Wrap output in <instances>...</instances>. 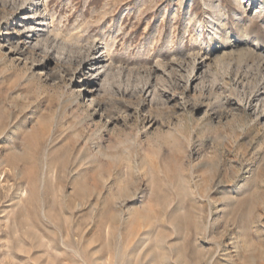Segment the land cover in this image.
<instances>
[{"label":"rangeland","instance_id":"374dc122","mask_svg":"<svg viewBox=\"0 0 264 264\" xmlns=\"http://www.w3.org/2000/svg\"><path fill=\"white\" fill-rule=\"evenodd\" d=\"M0 264H264V0H0Z\"/></svg>","mask_w":264,"mask_h":264},{"label":"bare ground","instance_id":"6f19581e","mask_svg":"<svg viewBox=\"0 0 264 264\" xmlns=\"http://www.w3.org/2000/svg\"><path fill=\"white\" fill-rule=\"evenodd\" d=\"M45 10H46V8H45ZM28 16H29V12L27 10L21 11L20 15L18 17V22H20V24H24L27 21ZM32 16H34V14H32ZM31 21L34 22L30 26L34 30L35 35H38L40 33H46L50 29V27L48 28L47 25L43 24V22L46 21V19L33 17V18H31ZM25 27H26V25H25ZM31 28H30V30L27 31L28 34L31 33ZM45 30H47V31L45 32ZM92 57L93 58L87 64L88 69H96L97 71H99V70H102L106 67L104 59H102V57L99 54H94Z\"/></svg>","mask_w":264,"mask_h":264}]
</instances>
